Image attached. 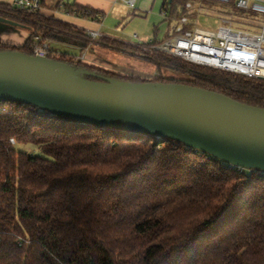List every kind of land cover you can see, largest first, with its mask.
<instances>
[{
    "label": "trees",
    "instance_id": "16d2710c",
    "mask_svg": "<svg viewBox=\"0 0 264 264\" xmlns=\"http://www.w3.org/2000/svg\"><path fill=\"white\" fill-rule=\"evenodd\" d=\"M187 3L195 16L199 6L217 2L162 0L160 11L171 23L186 17ZM67 13L102 17L82 8ZM0 17L29 33L20 46L0 43V52L34 56L44 42L79 44L77 54L50 49L46 58L119 81L182 84L264 108V81L140 48L158 44L155 39L138 46L89 39L41 13L7 6H0ZM90 44L137 56L155 66L158 78L79 60ZM15 144L49 159L17 152ZM0 264H264V174L178 142L0 101Z\"/></svg>",
    "mask_w": 264,
    "mask_h": 264
},
{
    "label": "water",
    "instance_id": "95a60500",
    "mask_svg": "<svg viewBox=\"0 0 264 264\" xmlns=\"http://www.w3.org/2000/svg\"><path fill=\"white\" fill-rule=\"evenodd\" d=\"M6 27L23 26L0 17V30ZM0 101L178 142L233 168L264 174V108L212 91L124 82L46 57L1 51Z\"/></svg>",
    "mask_w": 264,
    "mask_h": 264
},
{
    "label": "built area",
    "instance_id": "2783aa9c",
    "mask_svg": "<svg viewBox=\"0 0 264 264\" xmlns=\"http://www.w3.org/2000/svg\"><path fill=\"white\" fill-rule=\"evenodd\" d=\"M42 1L14 0L9 8L18 12L37 14L41 13ZM138 1L141 0H124V3L134 8ZM211 1L223 4L230 2V0ZM234 6L259 14L264 19V3L255 0H234ZM192 7L191 3L185 5L188 11ZM204 19L207 18L204 17ZM174 22L172 30L175 34L154 46H140V48L244 79L264 81V21L259 26L257 25L259 28L257 33L233 30L230 22L223 18L214 19V24L218 26L216 30L197 27L188 17H182ZM85 35L89 39L97 37V33L92 31H87ZM49 51V43L44 42L34 49V56L46 57ZM84 57V54H81L79 59H84Z\"/></svg>",
    "mask_w": 264,
    "mask_h": 264
},
{
    "label": "rangeland",
    "instance_id": "374dc122",
    "mask_svg": "<svg viewBox=\"0 0 264 264\" xmlns=\"http://www.w3.org/2000/svg\"><path fill=\"white\" fill-rule=\"evenodd\" d=\"M161 3L162 0L155 1L154 12H153L154 15L150 14L148 17H146L145 15H141L140 13L135 12V14L140 17L131 18L130 16L127 21L123 22L118 27L116 32L119 33L120 35H124L127 38H132L130 40L133 43L139 45L140 43H145L147 41H152L154 39V35H153L154 27H156L155 39L157 41H162L166 37L175 34L174 31L170 29V26L173 25V23H169L170 24L169 28H167L168 24L166 22H163L162 17L159 15V8ZM215 6L217 8L215 15L214 14L206 15L200 13L199 16L196 17L194 16V14H191V10H189L187 11L186 17L189 18V20L193 23V25L195 23L197 27L208 30H216L218 26L214 24L213 22L214 19L223 18L230 22L231 29L246 31L250 33H257L259 31L257 25L259 26L264 21L263 16L259 14H254L249 10L238 9L235 6L232 7L230 5L228 6L223 3H215ZM224 7L227 8L229 11L225 12L226 9ZM204 17H206L207 19L205 20ZM134 34L137 35L138 38L136 39L133 38ZM82 41L86 42L85 39H83ZM54 45L52 44L51 46L53 47L54 50L56 49L58 53L77 54L74 50L73 51L69 50L73 48H69L68 46L59 45V44H56L55 46ZM83 52L86 58L84 57V59H81V61L86 60L85 61L86 63H90L92 62L91 60H93L94 63L95 62L101 63L99 65L100 68L110 70L112 72H117L118 74L124 76H139L145 79L158 78V74L156 72L155 66L148 62L143 61L139 57H137V59L133 57H128L122 52H118L112 49L99 48L91 44L87 46L86 50ZM111 67H115V68H111ZM123 67H126V70H124ZM162 72H163V76L165 77L170 78L175 76L174 75L175 73H172L167 70H164ZM14 149L17 152H23L28 155L40 156L45 159H49L47 156L43 155L40 150L36 149L31 145L15 144Z\"/></svg>",
    "mask_w": 264,
    "mask_h": 264
},
{
    "label": "crops",
    "instance_id": "0c3cea01",
    "mask_svg": "<svg viewBox=\"0 0 264 264\" xmlns=\"http://www.w3.org/2000/svg\"><path fill=\"white\" fill-rule=\"evenodd\" d=\"M13 1L14 0H0V6L9 7L12 5ZM155 1L156 0H141L136 3L134 8H130L128 5L124 3V0H43L41 14L46 18L54 19L64 24H67L78 32H83L86 34L87 31H92L97 33V37L108 38L110 40H115L117 42L124 43L130 46H138L139 44L133 43L130 40L132 38H127L124 35H120L119 33L116 32V30L123 22L127 21L130 16L131 18L140 17L136 15L135 12L140 13L141 15H145L146 17H148L150 14L154 15L153 12H154ZM255 1L264 3V0H255ZM70 8H82L86 10H91L94 13L101 14L102 17L99 19L100 21L93 20L91 18L77 17L75 15L67 13V10ZM216 11H217L216 6L203 5L200 7V10L197 9V11H195V14L199 15L200 13H203L206 15H212V14L215 15ZM159 15L162 17L163 22H166L168 24L167 28H169L170 24L166 21V17H165L166 14L164 15V13H161L160 8H159ZM171 23H173V25L175 24L174 21H172ZM173 25L170 26L171 30ZM153 30H154L153 35L155 39L156 27H154ZM28 35H29L28 31L24 27L22 28L6 27L5 29L0 30V43L20 46L25 42ZM133 36H135V39L138 38V36L135 34ZM149 42L151 41H147L145 43H149ZM49 43L51 50L53 49V47L51 46L52 44L68 46L69 48H73L69 50L72 51L74 50L76 53L80 49L79 44L74 45L73 43H56V42L53 43L49 42ZM145 43H140V45ZM99 48L109 49L104 47H99ZM81 54H84V52ZM125 55L137 59V56H133L129 54H125ZM91 61L92 62L89 63L91 65H95V66L98 65L99 67V65L101 64L98 62L94 63L93 60ZM111 68H115V67H111ZM123 69L126 70V67H123Z\"/></svg>",
    "mask_w": 264,
    "mask_h": 264
}]
</instances>
